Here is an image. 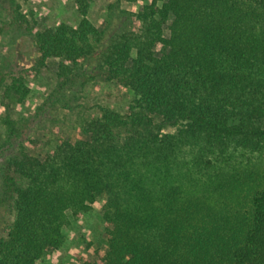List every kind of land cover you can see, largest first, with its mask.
<instances>
[{
	"label": "trees",
	"instance_id": "16d2710c",
	"mask_svg": "<svg viewBox=\"0 0 264 264\" xmlns=\"http://www.w3.org/2000/svg\"><path fill=\"white\" fill-rule=\"evenodd\" d=\"M89 8L36 30L0 1V264H45L95 203L107 250L87 264H264V0H113L99 27ZM20 43L36 58L15 72ZM48 59L56 84L14 120ZM98 82L132 91L128 112L96 106L30 153Z\"/></svg>",
	"mask_w": 264,
	"mask_h": 264
},
{
	"label": "rangeland",
	"instance_id": "374dc122",
	"mask_svg": "<svg viewBox=\"0 0 264 264\" xmlns=\"http://www.w3.org/2000/svg\"><path fill=\"white\" fill-rule=\"evenodd\" d=\"M5 2L6 0H0ZM21 7V14L36 29L42 30L54 26L59 22H66L71 25L76 23V0H15ZM113 0H90V8L87 18L99 27L106 6ZM144 2L136 4H126L130 11H138ZM7 6V5H6ZM168 35V31H164ZM22 41V40H21ZM24 39L22 43H27ZM22 44V45H23ZM19 44V52L14 58V71L18 72L20 68L30 67L34 62L36 55L31 49ZM8 56V51L2 52ZM57 61L48 59L43 68L34 76L27 78L26 84L29 94L24 100L11 98L8 100L10 116L14 120H19L30 116L33 111L43 102L45 95L56 84ZM9 79L6 78L5 83ZM1 95V91H0ZM133 92L122 88L116 83L98 82L87 87L85 98L80 102L85 109H78L76 115L72 116L70 125L57 126L53 129L36 131L34 128L29 132L30 135L39 139V147L31 148L26 145L29 152L35 156L42 157L48 151L56 139H68L72 143L80 138L78 129L79 123L93 114L94 107L103 106L116 110L122 114L128 112L127 106L133 99ZM85 111V112H82ZM80 112V113H79ZM66 113V112H63ZM87 113V114H85ZM3 116V110L0 108V118ZM174 129H167L171 132ZM4 127L0 123V139L4 136ZM44 143V144H43ZM102 203H95L89 212L81 215L79 219L70 227L64 229L65 240L62 247L52 253L43 261L45 264H87L95 261L106 249L105 226L102 223Z\"/></svg>",
	"mask_w": 264,
	"mask_h": 264
}]
</instances>
